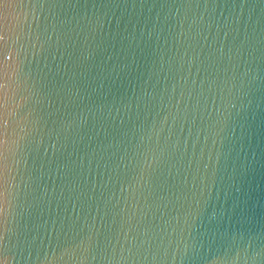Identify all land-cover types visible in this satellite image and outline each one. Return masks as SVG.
I'll list each match as a JSON object with an SVG mask.
<instances>
[{
    "label": "water",
    "instance_id": "water-1",
    "mask_svg": "<svg viewBox=\"0 0 264 264\" xmlns=\"http://www.w3.org/2000/svg\"><path fill=\"white\" fill-rule=\"evenodd\" d=\"M0 264H264V0H0Z\"/></svg>",
    "mask_w": 264,
    "mask_h": 264
},
{
    "label": "snow or ice",
    "instance_id": "snow-or-ice-1",
    "mask_svg": "<svg viewBox=\"0 0 264 264\" xmlns=\"http://www.w3.org/2000/svg\"><path fill=\"white\" fill-rule=\"evenodd\" d=\"M3 171H4V166L2 160H0V199L5 198V193H6V187L5 183L3 180ZM4 239L3 236H0V243H2V240Z\"/></svg>",
    "mask_w": 264,
    "mask_h": 264
}]
</instances>
